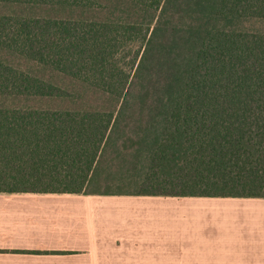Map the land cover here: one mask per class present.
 <instances>
[{
    "label": "trees",
    "instance_id": "trees-1",
    "mask_svg": "<svg viewBox=\"0 0 264 264\" xmlns=\"http://www.w3.org/2000/svg\"><path fill=\"white\" fill-rule=\"evenodd\" d=\"M256 23L264 0H0V193L264 199Z\"/></svg>",
    "mask_w": 264,
    "mask_h": 264
},
{
    "label": "crops",
    "instance_id": "crops-1",
    "mask_svg": "<svg viewBox=\"0 0 264 264\" xmlns=\"http://www.w3.org/2000/svg\"><path fill=\"white\" fill-rule=\"evenodd\" d=\"M0 264H264V199L0 193Z\"/></svg>",
    "mask_w": 264,
    "mask_h": 264
},
{
    "label": "rangeland",
    "instance_id": "rangeland-1",
    "mask_svg": "<svg viewBox=\"0 0 264 264\" xmlns=\"http://www.w3.org/2000/svg\"><path fill=\"white\" fill-rule=\"evenodd\" d=\"M103 15V14H102ZM104 17V15H103ZM251 28L253 29H256V30H263L264 29V24L262 23H256L254 25L251 26ZM18 64L24 69V70H27V71H32L34 73H36L37 75L41 76V77H44L45 79H51L53 80L55 83H60L61 85H65L71 89H73L74 87H77L76 85H72L70 84L69 82H61L60 81V78H58V76H55V75H51L49 73H46L44 72L43 70H41L40 68L36 67L35 65L33 64H30V63H25V62H22V61H19L18 60ZM78 88V87H77ZM80 91H83V94H81L82 96V99L78 102H76V105L78 106H94V107H97V106H107L109 105V100L107 98H105L104 96H100L99 94H94L93 92L91 91H84L80 89ZM75 103L71 102V101H68V103H62V102H36V101H30L29 102V105L30 106H33V107H38V106H53V107H63L66 106V107H73Z\"/></svg>",
    "mask_w": 264,
    "mask_h": 264
}]
</instances>
